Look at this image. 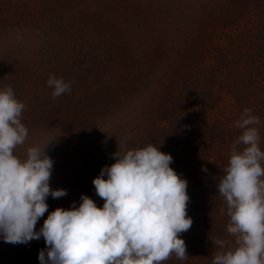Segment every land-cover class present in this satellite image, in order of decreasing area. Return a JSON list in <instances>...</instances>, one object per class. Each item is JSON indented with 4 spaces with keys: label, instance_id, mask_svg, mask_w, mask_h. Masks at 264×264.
Returning a JSON list of instances; mask_svg holds the SVG:
<instances>
[{
    "label": "trees",
    "instance_id": "obj_1",
    "mask_svg": "<svg viewBox=\"0 0 264 264\" xmlns=\"http://www.w3.org/2000/svg\"><path fill=\"white\" fill-rule=\"evenodd\" d=\"M50 75L71 91L53 99ZM5 86L27 106L29 134L91 136L99 146L80 180L98 207L105 201L93 180L116 162L119 144L122 154L151 144L173 157L193 224L180 234L189 258L163 264H212L216 252L237 247L217 184L245 108L260 119L264 151V0H0ZM127 108L139 114L114 142L104 131ZM209 236L230 243L220 249ZM42 244L22 248L20 261L40 264Z\"/></svg>",
    "mask_w": 264,
    "mask_h": 264
},
{
    "label": "clouds",
    "instance_id": "obj_2",
    "mask_svg": "<svg viewBox=\"0 0 264 264\" xmlns=\"http://www.w3.org/2000/svg\"><path fill=\"white\" fill-rule=\"evenodd\" d=\"M53 99L71 91V83L50 75ZM26 104L11 86L0 89V235L6 243L26 244L45 239L40 264H163L173 255L189 256L180 234L193 220L187 215L188 182L170 167L173 157L148 145L113 154L116 162L102 168L93 180L105 203L98 207L87 195L70 210L57 208L36 231L48 211L49 195L58 199L67 190L50 188L54 161L33 146L27 159L14 155L29 130L21 122ZM258 116L245 108L235 127L243 130L231 146L230 158L217 188L227 205V232L235 248L215 253L212 264H264V151L256 125ZM241 145L243 149L241 150ZM207 172V168H203ZM107 176V179L104 177ZM209 239L220 249L230 241Z\"/></svg>",
    "mask_w": 264,
    "mask_h": 264
},
{
    "label": "rangeland",
    "instance_id": "obj_3",
    "mask_svg": "<svg viewBox=\"0 0 264 264\" xmlns=\"http://www.w3.org/2000/svg\"><path fill=\"white\" fill-rule=\"evenodd\" d=\"M31 43V41H29ZM16 49L23 51L30 49V52L33 49V46L27 45L21 46L17 43L12 44ZM137 110H132L127 108L125 113H122L113 118L112 124L109 123L107 127V135L109 138H112L115 142V135H120L122 129L120 128L123 122L132 121L135 119V115H138ZM121 117V119H119ZM111 131L115 133L111 134ZM107 138V139H109ZM117 140V138H116ZM50 143V144H49ZM47 144L46 148L47 154L53 159L54 166L53 172L50 179V188L53 190L63 188L67 190V195L58 199H53L51 195L46 200V203L49 205L48 211L41 217L36 225V231H39L44 224V221L47 219L48 215L55 211L57 208H63L65 210H70L73 206V202L79 206L81 201V196L85 195V187L88 189L86 184H82L80 180L84 179L86 175L85 170L94 165V157L97 154L99 146L92 145L91 136H81V135H72L66 138L62 135L47 131V132H31L28 135L25 143L23 145L17 146L19 151V158L21 160L27 159V150L30 147L38 146L43 149ZM84 191V192H83ZM43 242L41 246H47L45 239L41 237L39 240H32L26 244H11L6 243L3 239V236L0 235V264H23L19 259V254L22 248L26 245L29 246L30 250L34 245L39 242ZM31 262L28 264H34Z\"/></svg>",
    "mask_w": 264,
    "mask_h": 264
}]
</instances>
